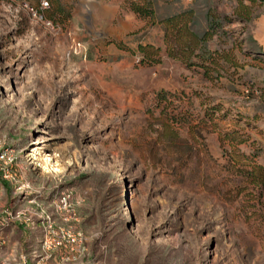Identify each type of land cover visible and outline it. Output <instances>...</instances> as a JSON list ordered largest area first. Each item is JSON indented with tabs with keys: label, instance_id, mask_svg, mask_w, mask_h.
<instances>
[{
	"label": "rangeland",
	"instance_id": "rangeland-1",
	"mask_svg": "<svg viewBox=\"0 0 264 264\" xmlns=\"http://www.w3.org/2000/svg\"><path fill=\"white\" fill-rule=\"evenodd\" d=\"M45 1L0 0V264H55L46 218L99 264H264L251 177L264 172V4L207 42L231 63L205 76L197 58L168 57L157 23ZM153 1L158 19L194 9L197 31L207 1L236 7Z\"/></svg>",
	"mask_w": 264,
	"mask_h": 264
},
{
	"label": "trees",
	"instance_id": "trees-1",
	"mask_svg": "<svg viewBox=\"0 0 264 264\" xmlns=\"http://www.w3.org/2000/svg\"><path fill=\"white\" fill-rule=\"evenodd\" d=\"M27 3L35 11L39 10L41 1L45 0H19ZM51 3L53 0H49ZM236 7L231 16L220 15L210 8L207 1V10L203 13L205 29L203 31L194 30L198 25V14L194 9H187L181 12H175L158 19L153 0H139L138 2L127 1V7L138 19L149 21L152 24L157 23L164 30V41L167 45V55L172 59H177L186 64L187 67L195 65L189 63L192 57L199 60V67L208 76L215 70L218 72L219 62L230 64L231 59L228 56L215 51L209 52L206 44L219 31H223L225 26L232 25L235 22L249 24L253 20L252 8L264 4V0H235ZM248 3L245 5L244 3ZM54 5V4H53ZM40 11V10H39ZM60 8L55 6L53 12H61ZM41 12V11H40ZM138 51L143 55L142 63H158L156 60L157 50L146 46L139 47ZM234 67L235 64L232 63ZM251 177L264 188V172L261 168L257 169Z\"/></svg>",
	"mask_w": 264,
	"mask_h": 264
},
{
	"label": "built area",
	"instance_id": "built-area-1",
	"mask_svg": "<svg viewBox=\"0 0 264 264\" xmlns=\"http://www.w3.org/2000/svg\"><path fill=\"white\" fill-rule=\"evenodd\" d=\"M47 9L48 3L46 1H41L39 10L46 11ZM62 201L63 204H66L67 197L62 198ZM41 226L44 230V242H52L49 244L52 246L49 250V255H53V261L55 264H99L88 258L83 246L82 236L79 232L71 233L64 228H58L53 222H50L49 218H46L45 221L43 220ZM63 233H66L67 239L62 241L61 236ZM34 258L35 257H33V259ZM23 260H25V257H23ZM27 261L30 262L28 264H33L32 259H28ZM41 263L42 261L39 260L36 264Z\"/></svg>",
	"mask_w": 264,
	"mask_h": 264
},
{
	"label": "crops",
	"instance_id": "crops-1",
	"mask_svg": "<svg viewBox=\"0 0 264 264\" xmlns=\"http://www.w3.org/2000/svg\"><path fill=\"white\" fill-rule=\"evenodd\" d=\"M127 1L138 2L139 0H90L88 4L96 8L97 12H129L127 16L138 19L127 7ZM54 5L62 10L61 4L55 3ZM257 35L259 38L264 37L262 30L257 32Z\"/></svg>",
	"mask_w": 264,
	"mask_h": 264
},
{
	"label": "bare ground",
	"instance_id": "bare-ground-1",
	"mask_svg": "<svg viewBox=\"0 0 264 264\" xmlns=\"http://www.w3.org/2000/svg\"><path fill=\"white\" fill-rule=\"evenodd\" d=\"M39 154L35 151L31 156H32V160L33 162L34 161H37L39 159ZM43 160L44 162L46 163L47 167L49 168V171H52V172H58L59 170L55 169V163L54 165H51V159L50 158H47L46 156H43Z\"/></svg>",
	"mask_w": 264,
	"mask_h": 264
}]
</instances>
